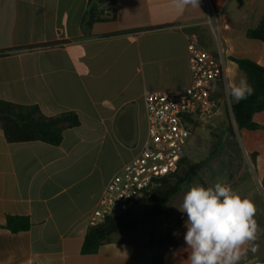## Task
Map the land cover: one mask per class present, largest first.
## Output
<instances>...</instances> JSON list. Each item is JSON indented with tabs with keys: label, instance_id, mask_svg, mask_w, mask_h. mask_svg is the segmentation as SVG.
Wrapping results in <instances>:
<instances>
[{
	"label": "crops",
	"instance_id": "1",
	"mask_svg": "<svg viewBox=\"0 0 264 264\" xmlns=\"http://www.w3.org/2000/svg\"><path fill=\"white\" fill-rule=\"evenodd\" d=\"M89 5L0 0V100L36 105L46 116L75 112L80 120L59 146L9 143L0 127V264H152V240L177 221L187 189L169 202V222L147 237L136 235L138 225L82 254L107 182L146 139L144 94L190 85L188 36L223 59L224 76L211 89L219 112L210 123L223 122L224 106L235 102L225 83L245 76L234 59L264 67V43L247 36L264 18V0H199L182 13L172 0H113V18L84 29ZM254 121L264 126V112ZM242 132L245 164L228 185L255 202L264 229V129ZM8 215L29 217L31 228L12 233L4 228ZM175 232L179 247L158 253L165 264H188L184 221ZM256 244L243 264H264V233Z\"/></svg>",
	"mask_w": 264,
	"mask_h": 264
},
{
	"label": "built area",
	"instance_id": "2",
	"mask_svg": "<svg viewBox=\"0 0 264 264\" xmlns=\"http://www.w3.org/2000/svg\"><path fill=\"white\" fill-rule=\"evenodd\" d=\"M210 13L213 9L209 6ZM114 11L105 10L102 18L111 19ZM191 83L188 87L168 92H146L147 136L138 154L112 176L89 218L96 227L107 218L125 217L149 198L161 179L178 171L195 123H204L219 112L211 89L224 76L223 59L187 37ZM4 53H0V56ZM187 219L179 211L170 227Z\"/></svg>",
	"mask_w": 264,
	"mask_h": 264
},
{
	"label": "trees",
	"instance_id": "3",
	"mask_svg": "<svg viewBox=\"0 0 264 264\" xmlns=\"http://www.w3.org/2000/svg\"><path fill=\"white\" fill-rule=\"evenodd\" d=\"M104 7L100 10V6ZM106 8L114 11L113 0H98V3L90 0L89 9L83 21V27L91 28L94 23L105 21L102 18ZM113 18V17H112ZM250 39L264 43V18L256 27L248 30ZM239 69L245 74L247 81L254 88V94L239 103H231V112L239 130L257 131L264 129L263 125L254 121L257 113L264 112V67L249 59H234ZM198 123H195L194 127ZM80 125V120L75 112H65L57 116H46L36 105H19L0 100V127L9 143H25L41 141L53 146H59L63 141L64 132L67 129ZM230 137L234 139L233 127L228 128ZM186 157L181 165L186 164ZM203 163L196 165L187 164V170L177 172L161 179L152 189L149 200L152 204L151 213L155 216H163L167 213L169 202L178 196L185 188L189 187L195 176L199 173ZM179 167V168H180ZM139 221L119 218H107L96 227H90L86 234L82 254H96L101 246L108 242L109 237L121 233L136 230ZM32 224L27 216L8 215L5 229L12 233L28 231ZM176 227H169L157 239L152 240V246L158 249L175 250L179 243L173 233ZM152 264H165L162 254L159 252L153 257Z\"/></svg>",
	"mask_w": 264,
	"mask_h": 264
},
{
	"label": "clouds",
	"instance_id": "4",
	"mask_svg": "<svg viewBox=\"0 0 264 264\" xmlns=\"http://www.w3.org/2000/svg\"><path fill=\"white\" fill-rule=\"evenodd\" d=\"M178 12L199 0H172ZM226 97L239 103L254 94L246 76L228 80ZM186 214L184 241L190 252L188 264H243L249 251L256 253V241L264 233L256 220L258 208L248 196L230 185L217 181L211 186L192 184L183 194L178 207ZM173 235H177L176 232Z\"/></svg>",
	"mask_w": 264,
	"mask_h": 264
},
{
	"label": "rangeland",
	"instance_id": "5",
	"mask_svg": "<svg viewBox=\"0 0 264 264\" xmlns=\"http://www.w3.org/2000/svg\"><path fill=\"white\" fill-rule=\"evenodd\" d=\"M224 108L222 113L223 122L214 124V122L210 123L211 119H209L204 125L197 124L192 129V136L187 147V161L178 171V173H182L187 170L189 165L203 163L201 170L194 177L191 185L199 183L207 187L217 181L229 184L238 179L239 171L244 167L245 161L241 155L243 150L239 142L243 132L238 128L231 108H228V106H224ZM230 126L233 127L235 133L234 139L230 137L228 132ZM187 164L189 165L187 166ZM151 211L152 204L147 199L124 217L125 219L140 222L136 232L139 237H147L148 232L152 231L156 224L169 222L171 213H167L164 216H155Z\"/></svg>",
	"mask_w": 264,
	"mask_h": 264
},
{
	"label": "water",
	"instance_id": "6",
	"mask_svg": "<svg viewBox=\"0 0 264 264\" xmlns=\"http://www.w3.org/2000/svg\"><path fill=\"white\" fill-rule=\"evenodd\" d=\"M147 195L150 196L151 195V192H147ZM152 253H153V256H157L158 254V248L156 246L152 247Z\"/></svg>",
	"mask_w": 264,
	"mask_h": 264
}]
</instances>
